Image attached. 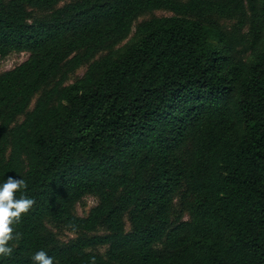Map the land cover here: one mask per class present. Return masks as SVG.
I'll list each match as a JSON object with an SVG mask.
<instances>
[{
    "label": "trees",
    "instance_id": "1",
    "mask_svg": "<svg viewBox=\"0 0 264 264\" xmlns=\"http://www.w3.org/2000/svg\"><path fill=\"white\" fill-rule=\"evenodd\" d=\"M12 52L0 184L35 203L0 264H264V0H0Z\"/></svg>",
    "mask_w": 264,
    "mask_h": 264
},
{
    "label": "clouds",
    "instance_id": "2",
    "mask_svg": "<svg viewBox=\"0 0 264 264\" xmlns=\"http://www.w3.org/2000/svg\"><path fill=\"white\" fill-rule=\"evenodd\" d=\"M27 184L22 178L8 176L6 181L0 184V256H10L12 247L9 242L19 239L20 234L15 233L14 225L18 224L23 215L27 214L35 201L25 195L16 197V193L26 189ZM33 264H53V258L45 251H37L32 256ZM91 264H95L93 258Z\"/></svg>",
    "mask_w": 264,
    "mask_h": 264
},
{
    "label": "rangeland",
    "instance_id": "3",
    "mask_svg": "<svg viewBox=\"0 0 264 264\" xmlns=\"http://www.w3.org/2000/svg\"><path fill=\"white\" fill-rule=\"evenodd\" d=\"M65 1L60 2V4H62ZM59 4V5H60ZM29 11L31 12V16L32 17H41L43 16L46 12L40 11V10H36V9H29ZM170 13L164 10H159V11H153L151 13H144L139 15L133 25L137 22H140L142 20L148 19L150 16H169ZM226 21V20H225ZM228 22V21H226ZM232 23V22H230ZM133 25L131 27L130 33L129 35L122 40L121 42H119L118 44L114 45V49L120 47L121 45L125 44L126 42H128L131 39L132 36V32H133ZM104 52H101L100 54H98L96 56V58L98 56H101ZM28 54L24 53V52H12L7 54L5 57L0 58V73L6 70H9L15 66H17L18 64H20L21 62H23L26 58H27ZM86 65H82L79 68H77L76 70H74L72 73L68 74L66 76L65 82L64 84H70L72 81H74L76 78L80 77L85 69ZM36 96L31 98L30 104H29V108L31 107L34 99ZM21 117H18L16 119V121H20ZM95 204V200L94 198L90 197V196H86L84 198H82L75 207V213L79 216H84L86 215L87 211ZM175 211H177V207L174 208ZM183 219H186L185 215H182ZM47 228L50 229L60 241H65L68 238H72L75 236V233H73L72 231L66 229V228H61V227H54L50 224H46ZM125 229L128 230V224L127 222H125ZM103 230L101 229H97L96 233H102ZM95 253H99V254H103L104 253V249L103 248H95V250H93Z\"/></svg>",
    "mask_w": 264,
    "mask_h": 264
}]
</instances>
